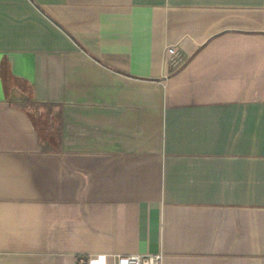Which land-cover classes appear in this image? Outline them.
<instances>
[{"label":"crops","instance_id":"crops-1","mask_svg":"<svg viewBox=\"0 0 264 264\" xmlns=\"http://www.w3.org/2000/svg\"><path fill=\"white\" fill-rule=\"evenodd\" d=\"M159 252L264 264V0H0V264Z\"/></svg>","mask_w":264,"mask_h":264},{"label":"built area","instance_id":"built-area-1","mask_svg":"<svg viewBox=\"0 0 264 264\" xmlns=\"http://www.w3.org/2000/svg\"><path fill=\"white\" fill-rule=\"evenodd\" d=\"M165 60L168 65L178 67L183 61V52L177 45L167 46L165 48ZM162 253L156 254H130L118 256L115 264H162ZM75 264H88L84 256H80Z\"/></svg>","mask_w":264,"mask_h":264}]
</instances>
